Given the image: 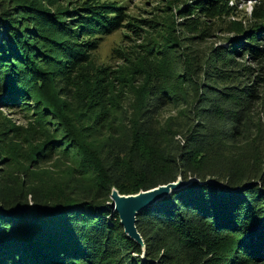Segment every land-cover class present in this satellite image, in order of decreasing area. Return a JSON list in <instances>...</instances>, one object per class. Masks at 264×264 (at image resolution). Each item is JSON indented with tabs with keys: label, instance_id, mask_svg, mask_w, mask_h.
<instances>
[{
	"label": "trees",
	"instance_id": "1",
	"mask_svg": "<svg viewBox=\"0 0 264 264\" xmlns=\"http://www.w3.org/2000/svg\"><path fill=\"white\" fill-rule=\"evenodd\" d=\"M251 1L258 15L204 66L196 50L189 58L163 39L147 60L116 49L121 63L111 68L93 52L107 32L138 28L127 0H77L60 12L46 5L56 0H0V108L63 130L27 160L0 157V264H264V118H254L264 111V0ZM191 2L192 15L227 12V0ZM191 19L182 27L199 21ZM177 82L190 91L170 88ZM167 108L177 112L162 121ZM58 148L72 166L57 177L36 169ZM178 175L201 183L137 215L142 260L112 211L111 189L136 193Z\"/></svg>",
	"mask_w": 264,
	"mask_h": 264
},
{
	"label": "rangeland",
	"instance_id": "2",
	"mask_svg": "<svg viewBox=\"0 0 264 264\" xmlns=\"http://www.w3.org/2000/svg\"><path fill=\"white\" fill-rule=\"evenodd\" d=\"M82 2H96L101 3L102 0H78ZM110 4L118 2V0H107ZM193 0H127L125 6V12L129 15H133L138 18L136 25L138 28L134 30V33L121 30L117 28L115 30L107 32L105 36L97 41V49L93 52L94 59L97 64H101L106 67L116 68L121 63V59H117L115 56L116 49H125L129 52L128 56L143 55V60H147L149 54L145 51L150 50L153 44L162 43L165 39L169 41L167 43L168 50H174L175 47H181L189 58L191 53L196 50L198 55L195 64L206 65L210 58L207 55L210 54L213 47L224 45L227 37L233 36L236 30L241 26L248 23L254 15H258V12H252L253 1L251 0H227L226 6L227 12L217 11L216 13L204 14L198 12L196 15H192L193 11H196L195 4H192ZM77 0H56L55 3L46 4L50 11H67L72 10L77 5ZM199 19L198 22L188 28H183L182 25L187 23V18ZM68 17H65V19ZM125 18V17H124ZM146 21H150L148 24ZM202 29H206L207 36H204L201 42L196 45L189 44L188 37L192 34H198ZM129 36H128V35ZM144 53V54H142ZM134 63V60H132ZM165 72H170L173 68L172 65H165L163 68ZM216 85H221L222 81H212ZM170 88L174 91H182L186 89L190 91L188 86L184 83H170ZM193 89H196L193 87ZM134 99L133 97H130ZM72 102L80 104L79 98L76 102V98L71 97ZM27 108H25L26 110ZM84 110V109H83ZM82 109H76V112L82 111ZM177 112V108H167L160 113L162 121L168 120L173 117ZM263 107L260 106L259 111L254 114V118H258L260 121L264 118L258 116L257 113H261ZM84 115V112L83 114ZM46 117V116H44ZM83 118V116L78 117ZM9 129L7 131H4ZM13 130V133H9ZM6 132L1 135V133ZM9 133V134H8ZM63 134V130L59 128V124H56L54 120H47L46 122L33 120V114L24 112L19 107H13L10 109L0 108V136L1 145L0 157H5L11 161H17L19 163L23 160V157H27L24 160L29 159L32 153V148L39 145L44 140H60V136ZM179 138V137H177ZM62 150L58 148L57 156H51L53 158H47L46 160L39 162L36 165V169L46 170L50 173H54L53 176H58V172L62 167H69L71 161L64 155L60 154ZM8 160V161H9ZM8 161L5 163L7 168L10 165ZM16 165V163L14 164ZM10 168L15 169L16 166ZM72 166V165H71ZM144 254H140V258L145 260Z\"/></svg>",
	"mask_w": 264,
	"mask_h": 264
},
{
	"label": "water",
	"instance_id": "3",
	"mask_svg": "<svg viewBox=\"0 0 264 264\" xmlns=\"http://www.w3.org/2000/svg\"><path fill=\"white\" fill-rule=\"evenodd\" d=\"M194 182L201 183L195 176L183 179L181 175H178L174 181L159 184L146 190H139L136 193L121 194L116 188L111 189L109 198L111 200L112 211L117 214L119 224L122 226L127 238L140 245L142 254L145 252V245L137 230V215L164 197L166 198L170 193L187 187L190 184L192 185Z\"/></svg>",
	"mask_w": 264,
	"mask_h": 264
}]
</instances>
